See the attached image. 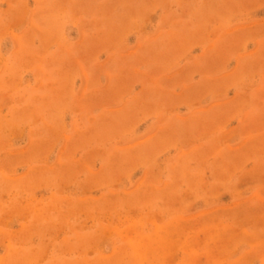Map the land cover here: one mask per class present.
Masks as SVG:
<instances>
[{
    "label": "rangeland",
    "instance_id": "rangeland-1",
    "mask_svg": "<svg viewBox=\"0 0 264 264\" xmlns=\"http://www.w3.org/2000/svg\"><path fill=\"white\" fill-rule=\"evenodd\" d=\"M0 264H264V0H0Z\"/></svg>",
    "mask_w": 264,
    "mask_h": 264
}]
</instances>
